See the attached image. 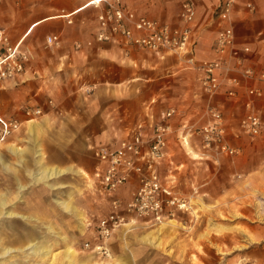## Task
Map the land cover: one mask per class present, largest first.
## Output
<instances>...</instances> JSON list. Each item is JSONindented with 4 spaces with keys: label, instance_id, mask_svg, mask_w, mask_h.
<instances>
[{
    "label": "rangeland",
    "instance_id": "374dc122",
    "mask_svg": "<svg viewBox=\"0 0 264 264\" xmlns=\"http://www.w3.org/2000/svg\"><path fill=\"white\" fill-rule=\"evenodd\" d=\"M86 1L88 0H1L0 18L3 23L5 22L4 26L11 40L15 41L32 21L51 14L67 13ZM108 1L150 17L175 20L182 0ZM197 1L201 4V16H204L205 9L202 4L205 5V2ZM106 2L101 1L99 5L91 4L89 10H95V12L81 17L85 21L84 24L87 23L89 26L88 19L95 17L96 10ZM76 15H71V25L67 23L65 17L45 20L35 28L33 27L23 40L27 46L24 48L31 52L37 64L41 66L45 62L54 64L56 68L52 74L61 76L59 73H63V78L59 77L63 81L61 85L69 86L73 90L78 89L74 70L68 71L70 76H67L64 70L62 71L67 57H61L63 53L60 48L46 47L45 37L49 32L61 33V37L67 39L80 37V31L70 33L64 26H72L77 18ZM135 55L137 60L129 61L128 64L132 76V87H135L130 97L134 111L132 119H136L142 101L153 95L158 87L161 73L166 71L161 65L156 64L158 57L154 53L139 51ZM115 70L117 73V68ZM67 92L66 88L61 94H57L58 100L52 96L48 97L53 99L51 107L58 108V103L75 106L81 94L71 92L65 95ZM192 103L194 104V101ZM48 104L43 105L42 117L50 111ZM52 122L49 124L47 121L45 129L37 130V136L42 133L41 135H44L48 141V149L41 144L46 160L48 163L60 166L61 159H68L73 162L72 166L81 170L82 173L67 172L57 179L46 181L48 184L31 179L30 186L33 190L30 193L34 198L33 204L29 205L25 199L26 190L21 191L18 197V178L15 179L14 194L9 190L12 184V169L9 168L6 172L4 168L3 172L0 168V264H69V258L65 254L67 248L73 250L74 264H264V187H259L254 181V173L248 172L249 168L264 167V135L255 138L244 135L241 143L245 146V152L241 156L242 151L235 158L212 154V157L206 160L191 157V153H187L189 149H186L187 152L181 149L175 138L171 141L172 151L174 156L176 155L174 163L182 164L181 173L186 179L185 185L181 186L184 193L188 192L189 180L214 188H218L226 179H229V185L234 184L235 180L230 181L231 176L226 175L225 172L229 167L236 166L238 162V166L243 171L242 175L236 177L243 182V196L237 199L239 206L232 205L231 208L234 214L242 217V222L234 227L237 232L229 226L216 238L212 237L214 230L209 228V221L221 224L233 214L230 212L224 214L216 210L211 203H206L204 199L207 196L200 189L193 195L195 197L190 198L191 213L182 216V223L176 220L170 223L166 220L164 224L146 225L138 220L130 221L117 232L115 231L109 240L111 256L103 257L83 248L86 240H94L93 237H89L88 229L92 228L97 218L107 211L103 196L98 192L91 193L86 188L92 181L89 176L96 164L93 145H106L110 138H98V132L103 131L102 128L74 124L60 125L56 124L59 123L56 120ZM83 133L85 136H82ZM261 133L264 134V128ZM190 149L198 156L200 155L196 147ZM13 157V155L8 156V163L11 164ZM52 181L58 187H51ZM63 183H70L71 188H68L72 191L67 192L63 189L61 187ZM231 197L236 199L234 193ZM12 198H15V204L19 206L12 203ZM55 199H67L75 203V207L84 216L86 211L90 212L93 215L90 217L91 223H84L88 226L84 225L80 230L77 216L62 209ZM24 203L27 205L23 206ZM204 220L206 221L204 232L197 233V228L200 229L203 226ZM58 235L65 236L67 239L62 241Z\"/></svg>",
    "mask_w": 264,
    "mask_h": 264
},
{
    "label": "crops",
    "instance_id": "0c3cea01",
    "mask_svg": "<svg viewBox=\"0 0 264 264\" xmlns=\"http://www.w3.org/2000/svg\"><path fill=\"white\" fill-rule=\"evenodd\" d=\"M183 1L184 0L181 1V4ZM191 1L196 8V16L192 22L194 52L198 58H211L216 55L214 44L219 30L218 12L222 0H204L205 5H207L205 6L202 4V7L205 9L204 16H201V4L199 1ZM91 4L90 0H88L78 5L74 10L67 12L70 15H78H76L77 18H75V22L72 26H70V23V25H64L65 29L70 33H77L80 31V37L67 39L62 36L61 42L57 46L52 47L53 49L60 48L61 53H63L61 57H67L64 66H62V71L64 70L67 76H70L68 71L74 70L78 81V92L77 90L71 89L69 86L64 87L61 85L63 81L60 80L59 77L63 78V73H59L61 76L57 74L53 75L52 72L56 68L54 64L50 65L45 62L44 65L41 66L37 64L32 56L26 61L25 69L20 75L13 79L5 80L0 85V112L6 117L14 116L22 121V128L17 133L10 135L6 142L0 146V168H2L3 172L4 168H6V172L7 169H12V184L9 190L14 194L13 192L16 190L15 179L18 178V197H20L19 194L21 191L26 190L25 199L29 205H32L34 196L30 193L31 190H33V187L30 186V180L33 179L34 181V178L44 173L45 169L55 168L62 171L60 175L50 178L48 181L57 179L67 172L82 173L81 170L74 168L71 164L73 162L68 161V159H61L59 162L60 166L48 163L41 148V144H43L45 149H48V141L44 135H41L42 133L37 136V130L41 128L45 129L47 121L49 124L53 123V120H56V122H59L56 124L60 125L74 124L77 126L102 128L101 130L103 131L100 133L98 132V138H110L106 145H115L121 138L129 137L134 132L142 131L144 134L150 133L152 127L165 118V113L170 108H174L176 112L170 118L166 119L171 126V132L168 134L167 138L166 156L157 166L160 175L165 179L166 184L174 191L192 199V197H195L193 195H195L198 190L202 189L203 194L207 196V198L204 199L206 203H211L213 207H216V210L224 214H228L229 212L233 214L221 224L209 221V228L214 230L212 232L214 235L212 236L213 238L219 236L220 232L227 229L229 226L230 229L237 232V229L234 227L239 222H242V217L234 214L231 208L232 205L238 207L239 204L237 199L243 196V182L236 177L242 175L243 171V169L238 166V162L236 161V166L229 167L225 172L226 175L231 176L230 181L235 180L234 184L229 185V179H226L221 182L218 188H214L213 186L208 187L203 183H196L192 180L190 182L189 180L187 186L188 192L186 193H184L181 188V186H183L182 184L185 185L186 183V179L181 173L182 164L174 163L176 155L174 156L171 147L173 138L176 139L181 149H189V151L187 152L186 150V152L188 154L191 153V157L193 158L198 157L199 159L206 160L212 157V154L208 152L204 153L199 147L198 137H196L195 134H186L185 131L186 126H196L203 122L201 116L207 102L206 97L201 91L196 74L187 66L181 54L170 51L151 52L145 49H137L129 47L122 41H96L95 34L99 27L97 14L100 12L101 8L96 10L95 17L88 19L90 22L89 26L87 23L84 24L85 21L82 19L83 16H89L95 12V10H89ZM248 4H250L252 8L248 7ZM124 8L135 12L137 15L147 16L134 9L128 7ZM55 17H61V15L51 14L32 21L17 40L21 41L23 47H27L26 44L23 43V40L30 33L31 29L45 20ZM151 18L158 19L171 25L178 23V15L175 20L162 17ZM0 25H5V22L3 23L1 18ZM231 25L235 34V44L233 48L235 53L231 50H227L222 54V57L227 60L233 68L242 69L251 67L256 72L257 76L264 74V0H236L232 11ZM52 33L56 32H49L46 36ZM89 41H91V44H88ZM244 47H248L249 51H244ZM139 51L154 53L158 57L156 64L161 65L166 71L161 73L158 87L155 89L153 95L142 101L136 119L133 118V120L132 115L134 111L131 106L130 97L135 87H132V76L128 64L129 61L137 60L135 54H138ZM238 59L242 61L241 65L237 63ZM60 64L62 65L63 63L61 62ZM116 68L117 73L115 70ZM236 73V71L232 72L233 75ZM170 80H172V83H170ZM247 83L248 85L256 86L264 85V82L260 79L248 81ZM246 87L245 84H241L235 88L237 96H229L227 95L228 85L224 84L213 100L225 114V124L227 128L226 138L231 145L239 148V153L242 151L240 156L245 152V146L241 143L243 142L241 140L244 135L251 138L264 135L261 133L262 131L257 135H249L239 130V121L247 112L244 106V102L248 98L246 95ZM66 88L68 92L65 95H69L71 92H76L78 95L81 94L80 98L77 100V104L75 106H70L58 103V108H52V105L48 104V101L53 99H48V97L52 96L57 99V94H61ZM193 101L194 104L192 103ZM45 104L49 105L48 109L50 111L45 113L46 115L43 116L44 118L39 116L34 120L26 119V116L23 114V108L26 105H40L43 107ZM254 105L257 112L261 115L262 120H264V98L256 99ZM55 113L57 115L56 117ZM262 128H264V124H262ZM82 136H85V134L83 133ZM194 147L198 149L199 156L190 149ZM9 155L14 156L11 160V164L8 163ZM228 157L235 158L238 156ZM85 169L87 170V168ZM93 171L94 167L89 176L90 180L92 178L94 179ZM248 172L249 174L254 173V181L258 183L259 187H264V167L249 168ZM95 182L97 181H90L86 189L91 193L96 194V192H98L99 195L103 196L107 205L106 213H108L110 211L109 198L106 197L105 193L101 192V188H99ZM42 183L48 184L46 181H42ZM52 184L53 185L50 184L51 187H58L54 184V181H52ZM134 186L135 179L131 178L128 183L119 189V195L123 201L129 198L130 191ZM61 187L68 192L71 188V184L63 183ZM2 188H4V184H2ZM233 193L236 196L235 200L231 197ZM66 194L68 197V193ZM55 200L62 209L74 213L78 217L77 220L80 230L83 229L84 225L86 227L88 226V224L86 225L84 223L90 222V217L93 216L90 212L86 211L84 216L83 213L75 207V203L73 204L67 199ZM12 203L15 204V198H12ZM27 203H24L23 206H26ZM15 205L19 206V204ZM106 213L104 212L101 215ZM190 213V211L177 212L176 216L168 219V221L171 223L176 220L182 223V216L186 214L189 215ZM137 220L146 225H155L140 219ZM205 222L204 220L203 226L200 229L197 228V233L204 232ZM186 223L188 224V220ZM120 228H118L116 232ZM257 230L258 233H260V230ZM88 232L90 233H88L90 235L89 237L94 238V226L88 229ZM58 236L62 241L67 239L65 236Z\"/></svg>",
    "mask_w": 264,
    "mask_h": 264
},
{
    "label": "built area",
    "instance_id": "2783aa9c",
    "mask_svg": "<svg viewBox=\"0 0 264 264\" xmlns=\"http://www.w3.org/2000/svg\"><path fill=\"white\" fill-rule=\"evenodd\" d=\"M16 1V0H11ZM100 6L97 14L98 30L95 40L98 42L122 41L129 47L145 49L151 52L170 51L181 54L187 66L194 71L201 91L206 97V105L202 113L203 122L196 126L185 127L186 134L198 137L199 147L203 152L215 156H235L239 148L231 145L226 138L225 114L214 103V97L222 85H228L227 95L237 96L236 87L245 84L248 98L244 102L247 112L239 121V130L245 134L257 135L262 131L261 115L257 112L254 101L264 98V85H248V81L260 79L264 82V74L257 76L251 67L242 69L233 66L222 57L227 50L233 53L235 34L231 25L232 11L236 0H222L218 12L219 30L216 36L211 58H198L194 52L192 22L196 16V8L191 0H184L178 12V23L171 25L145 15H137L108 0ZM93 4V3H92ZM248 7L252 6L250 4ZM67 23L72 22L71 15L61 12ZM225 24V25H222ZM61 42L58 33L45 37V46H57ZM91 44V41L88 42ZM249 51L248 47L243 48ZM31 58V52L21 45V41H12L4 26L0 25V85L3 81L13 79L25 69V63ZM239 65L241 60H237ZM233 71L237 73L232 74ZM48 103L52 105V100ZM176 110L170 108L165 118L157 122L150 133L137 131L129 137L121 138L115 145H93L96 159L92 181L101 188L109 198L110 211L101 215L94 225V240H86L83 248L103 257L111 256L109 240L115 231L140 219L149 224H160L174 218L177 212L192 209L190 199L174 191L160 175L157 166L166 156L168 134L171 126L166 121ZM23 114L27 120H34L43 114L40 105H26ZM22 128V121L14 116H4L0 112V146L8 137ZM185 134V136H186ZM135 179V186L129 198L123 201L119 189Z\"/></svg>",
    "mask_w": 264,
    "mask_h": 264
},
{
    "label": "bare ground",
    "instance_id": "6f19581e",
    "mask_svg": "<svg viewBox=\"0 0 264 264\" xmlns=\"http://www.w3.org/2000/svg\"><path fill=\"white\" fill-rule=\"evenodd\" d=\"M97 1H99V0H90V4L91 3H95V2H97ZM60 173H62V171L61 170H58V169H50V168H48V169H45L44 170V173H42L40 176H37V177H35L34 179L36 180V181H48L50 178H53V177H56V176H58ZM73 211V210H72ZM8 214H12V212H8ZM78 218V217H77ZM82 221V220H81ZM65 254H66V256L69 258V264H74V254H73V250H70V248H67L66 250H65Z\"/></svg>",
    "mask_w": 264,
    "mask_h": 264
}]
</instances>
